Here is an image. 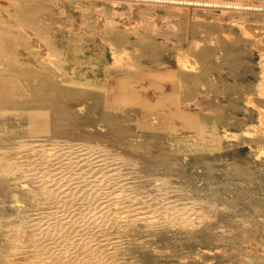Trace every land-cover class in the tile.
<instances>
[{
  "label": "rangeland",
  "instance_id": "obj_1",
  "mask_svg": "<svg viewBox=\"0 0 264 264\" xmlns=\"http://www.w3.org/2000/svg\"><path fill=\"white\" fill-rule=\"evenodd\" d=\"M0 58L21 70L10 74L14 82L28 80L14 93L17 109L9 107L0 120V163H6L0 173V264H116L117 258V264H264V0H0ZM6 70L0 66V72ZM26 101L32 105L23 108ZM49 106L55 114L50 122H55L48 133L43 132L50 123L43 109ZM14 138H24L23 145L67 139L101 148L114 158L122 189L115 184L119 178L108 173L101 180L108 186L104 191L96 175L91 196L87 179L97 168L64 158L61 171L75 173L62 179L43 154L28 161L36 153H28L35 143L25 148ZM38 170L45 172L38 177ZM53 174L60 179L50 180ZM55 178L62 186L53 183ZM70 178L82 180L79 188L85 191L74 183L69 187ZM44 184L47 193L53 190L49 197L61 191L55 199L63 194L61 201L68 197L67 206H74L64 208L65 200L56 204L52 197L46 204ZM161 187H168L169 194L157 190ZM102 190L127 193L120 200L114 194L113 202H107L112 205L95 211L104 223L100 235L107 242L122 239L110 248L85 247L83 227L94 225L81 206L89 195H104ZM169 197L177 203L151 215L148 206ZM79 205L87 217L80 229L71 224ZM131 207L153 217L141 220ZM116 208L125 209L121 217H129L128 223L111 216L117 215ZM44 209L57 217L50 216L48 225L47 216H33ZM172 209L177 215H170ZM186 211L195 218L188 213L184 218ZM59 214L70 216V225ZM71 226L78 230L73 243L66 238ZM46 231L55 238L64 231L66 239L59 234L57 240H43ZM58 239L72 247V259L65 260ZM92 246L104 261H92Z\"/></svg>",
  "mask_w": 264,
  "mask_h": 264
},
{
  "label": "bare ground",
  "instance_id": "obj_2",
  "mask_svg": "<svg viewBox=\"0 0 264 264\" xmlns=\"http://www.w3.org/2000/svg\"><path fill=\"white\" fill-rule=\"evenodd\" d=\"M259 13V12H258ZM39 20V19H38ZM40 21V20H39ZM47 24V23H46ZM42 28V27H41ZM5 60H1V58H0V66L1 65H6V67H7V70L6 71H3V72H0V120H1V117H2V115H4V113H8V112H6L7 111V109L9 108V107H14L13 105V102H14V98H15V95H14V93H16V92H18V88L19 89H23L24 87H25V85H28V80L26 81V83L27 84H22L21 82H20V80H19V82H14L13 80L14 79H12V78H10V74L11 73H13L12 71L14 70L15 72L16 71H18L19 73H21L20 71L21 70H17L15 67H13L11 64H9L10 62L9 61H5ZM17 74V73H16ZM15 80H17V79H15ZM21 84V85H20ZM43 101H41V103H42ZM29 104H31L32 105V102L30 103H28V101H26V103H25V105H24V107L23 108H28V105ZM48 106V105H47ZM17 109V107H14V109ZM21 109V108H20ZM26 110V109H25ZM43 111H44V113L46 114V116H45V118L47 117L48 119V122H50V119H52V117H55V114H54V112H53V110H51V106H49V108L47 107L46 109H43ZM42 111V112H43ZM11 112H15V110L14 111H11ZM33 112V111H32ZM16 113V112H15ZM39 113H41V110H40V112ZM38 113V111H37V114H39ZM33 114H35L34 116H36L37 114H36V112H34ZM42 114V113H41ZM29 115H30V113H29ZM7 116V115H6ZM28 116V115H27ZM37 116H39V115H37ZM37 116H36V118H37ZM44 115H42V117H43ZM29 118H32V117H30L29 116ZM39 118H41L40 116H39ZM28 119V118H27ZM52 122H55V119L53 118V120L49 123V128H44V130H43V132H50V131H52V129L54 128V124L52 123ZM28 125L30 124V123H27ZM28 125H27V127H28ZM40 125V124H39ZM44 125V124H43ZM40 128V127H39ZM38 130V129H37ZM29 131H30V129H29ZM9 135H10V133H8ZM32 134V133H31ZM37 134V133H36ZM0 135H1V133H0ZM7 135V134H6ZM43 135V134H42ZM47 135V134H46ZM33 136V135H32ZM30 137V136H29ZM40 137V136H39ZM21 139V138H20ZM19 138H14V141H18L19 140V143H23L21 140L22 139H24V138H22L21 140H20ZM27 140L28 139H30V138H26ZM32 139V138H31ZM34 139H36V138H34ZM33 139V140H34ZM30 141V140H29ZM29 141H28V144L26 143V144H22V146H24L25 148L26 147H28V146H31V145H33L34 143L38 146V144H41L42 142H38L39 140H36V141H34V143L33 144H31V143H29ZM52 141H55V140H52ZM57 141V140H56ZM58 141H61L63 144H61V142H58ZM57 142L58 143H60V144H54V143H49L50 145H48V144H46V145H43V143H42V148H41V146L39 145L38 147H40V149L34 144V146H36L35 147V149L33 148V147H31L30 148V150H28V153H30V152H34V151H36V153L34 152V155H32L31 153V155L32 156H28L29 158H30V160H28L29 162L33 159V160H37L36 159V157H37V155H39L40 153L41 154H43V157H44V159L46 160V162L47 161H49L48 163H50L51 165H53L54 164V166H52V168L53 167H55V165H56V170H57V172H53V173H59L58 171H61V168H62V165H64L63 163H64V161H63V163H62V160L64 159V158H66L68 161H69V159L71 158V159H73V163L74 164H78V162H80V161H84L85 162V164H87V166L88 167H90L91 169H93V167L94 168H97V171H96V174L93 176L92 175V177H94V178H92V179H90V178H88L87 180V187H88V194H90L91 196H94L93 194H94V192H95V190H94V187L95 186H97L98 184L97 183H99L100 184V182H101V188L103 187V186H106V187H104L103 189H104V191L106 190L105 188H107L108 186L107 185H102V183H106V182H102V181H104V176H106V175H108V173H109V175H108V177L110 178V177H113V175H116L117 176V173H115V170H117V166L115 167H113L112 166V163H111V161H114L113 159L114 158H111V157H107L106 156V152L103 150V149H101V148H98V147H93V146H91V145H86V144H83L82 146H84V147H81V146H78L77 144H75V143H71L72 141L71 140H67V139H65V141L63 140H58ZM49 142V141H48ZM56 143V142H55ZM14 144V143H13ZM21 144H20V146H21ZM31 144V145H30ZM45 144V143H44ZM26 145H28V146H26ZM19 146V147H20ZM16 147V146H15ZM18 147V148H19ZM24 147H22V149L24 148ZM56 147V148H55ZM17 148V147H16ZM29 148V147H28ZM12 150H16V149H12ZM20 150V149H19ZM2 151V150H1ZM0 151V152H1ZM11 151V150H10ZM25 151H27L26 149H25ZM30 151V152H29ZM38 151V152H37ZM20 152H21V150H20ZM19 152V153H20ZM23 152V151H22ZM61 152V153H60ZM18 153V152H17ZM16 153V154H17ZM60 153V154H59ZM106 153V154H105ZM23 154V153H22ZM21 153H20V155H22ZM59 155H63V156H59ZM4 156V155H3ZM7 156V155H6ZM16 156V155H15ZM0 158L2 159V156H1V154H0ZM23 158V157H22ZM35 158V159H34ZM10 159V158H9ZM20 156H18L17 158L16 157H14V159H12V160H14V164L16 163V162H19L20 161ZM116 159V161L117 162H115V164H118V165H120V163H121V161H120V159L119 158H115ZM12 160H11V164H10V167H13V164H12ZM65 160V159H64ZM7 161V163L9 162L8 160H6ZM41 162H43V163H45L44 161H42V160H40ZM32 162V161H31ZM41 162L39 163L40 165H42L41 164ZM1 163H3V160L1 161ZM1 163H0V165H1ZM5 165H6V163H4ZM46 164V163H45ZM66 164V163H65ZM113 164H114V162H113ZM3 166V165H1L0 166V173L2 172H4L5 171V169H4V167H6V166ZM12 165V166H11ZM44 165V164H43ZM42 165V166H43ZM47 165V164H46ZM8 166V165H7ZM41 166V167H42ZM67 166H68V164H67ZM112 166V167H111ZM39 166H37V168H38ZM47 167H48V165H47ZM49 167H51V166H49ZM48 167V168H49ZM66 167V166H65ZM76 167H79L78 165L76 166ZM81 167V169H83L84 167H82V166H80ZM80 167L79 168H76V169H80ZM111 167V169H108V168H110ZM36 168V167H35ZM34 168V169H35ZM36 168V169H37ZM43 168H46L45 167V165H44V167H42V170H44ZM67 168V167H66ZM65 168V169H66ZM39 169H40V167H39ZM100 169L102 170V171H100ZM10 170V169H9ZM46 170V169H45ZM74 170H75V168H74ZM11 171V170H10ZM34 171V170H33ZM33 171H30V175L33 177L34 176V174H33ZM63 171H65V170H62L61 172H62V179L63 178H65V177H67V178H69V177H71V176H73V174L75 173V171H74V173L72 172V170H66V172L64 173ZM77 171V170H76ZM81 171V170H80ZM83 171V170H82ZM85 171V170H84ZM37 173H39L40 171L38 170V171H36ZM35 172V173H36ZM43 172V171H42ZM42 172H40V174H38L39 176L38 177H40L41 175H42ZM45 172V171H44ZM43 172V173H44ZM86 172V171H85ZM33 175H32V174ZM87 173V172H86ZM99 173H101V174H99ZM111 173V174H110ZM10 174V173H9ZM47 173H45V176L47 177V175H46ZM51 174V173H50ZM56 174H53V175H50V177H49V179L50 178H52V177H54ZM63 174H65L66 176H64L63 177ZM82 174L83 173H79V175H81L82 176ZM5 175V174H4ZM79 175H75V176H79ZM96 175H98L97 176V178H98V181L99 182H97L96 180H95V176ZM29 176V175H28ZM57 176V175H56ZM59 176H60V174H59ZM81 176H79L80 178H81ZM87 176H90V172H89V174L87 175ZM37 176H36V174H35V176H34V178H38ZM61 177V176H60ZM102 177V178H101ZM118 177V176H117ZM120 177H122V176H120ZM33 178V179H34ZM57 178H58V176H57ZM57 178H55V179H57ZM83 179L85 178V176L84 177H82ZM81 178V179H82ZM87 178V177H86ZM96 178V179H97ZM116 178V177H115ZM119 178V177H118ZM25 179V178H24ZM33 179H31V180H33ZM58 179H60V178H58ZM58 179H57V181H55V182H53V183H55V184H59L60 186H62L61 184H60V181H58ZM71 179V178H70ZM108 179V178H107ZM106 178H105V180H107ZM36 182H37V179H34ZM39 180V179H38ZM47 180H48V178H47ZM51 180V179H50ZM49 180V181H50ZM66 181H67V179H65ZM64 180V181H65ZM79 179L77 178L75 181L74 180H69V182H68V185H69V187L71 186V184L72 183H74V184H76V189L78 188L79 189V191L81 190L80 188H82L83 186L81 185V184H83V183H81V181H78ZM102 180V181H101ZM113 180H114V178H113ZM116 180H118L115 184L117 185L116 187L117 188H119L118 187V185L120 186V187H122V180L119 178V179H116ZM27 181V180H26ZM43 181V180H42ZM49 181H47V182H49ZM64 181H63V183H64ZM66 181H65V183H66ZM71 181H74V182H71ZM95 181L97 182V183H95ZM111 181V180H110ZM28 182V181H27ZM31 182H33V181H31ZM36 182H33L34 184L36 183ZM46 182V181H45ZM46 182V183H47ZM51 182V181H50ZM49 182V185L50 184H52V183H50ZM62 182V181H61ZM71 182V183H70ZM83 182V181H82ZM107 182H108V180H107ZM112 182V181H111ZM113 182H115V181H113ZM123 182H124V180H123ZM41 183V182H40ZM32 184V183H31ZM30 184V185H31ZM74 184H73V186H74ZM77 184H78V186H77ZM93 184V185H92ZM109 184L111 185V183L109 182ZM113 184V183H112ZM22 188L24 187H26L27 185H26V183H24V181L22 182ZM20 185V186H21ZM36 185H38V184H36ZM48 185V184H47ZM49 185L47 186V188H46V186H45V184H44V186H45V188L46 189H44V191L45 190H47V189H49L48 187H49ZM54 185V184H53ZM59 185H57L56 187H55V189L56 188H58L59 187ZM68 185H65V186H68ZM41 186V185H40ZM40 186H39V188H40ZM65 186H63V188L64 189H66L65 188ZM79 186H80V188H79ZM82 186V187H81ZM100 187V186H99ZM99 187H96L97 189H96V191L97 192H99L98 191V188ZM111 187V186H110ZM114 187V186H113ZM61 188V187H60ZM63 188H62V190H63ZM117 188H115V189H117ZM155 188V187H154ZM163 187H161V189L159 188V189H157V190H161V191H163V192H167V193H165V194H169V190L170 189H168V187L167 188H163ZM50 189H52V185L50 186ZM54 189V188H53ZM72 189V188H71ZM75 189V190H76ZM84 190L83 191H85V187L83 188ZM90 189V190H89ZM109 189V188H108ZM110 189H112V187L110 188ZM120 189H122V188H119V190ZM27 190H31V189H28V187H27ZM58 190V189H57ZM73 190V189H72ZM72 190H70V192L72 191ZM91 190H94V192L93 191H91ZM51 193H52V191L51 190H49ZM64 191V190H63ZM74 191V190H73ZM77 191V190H76ZM82 191V192H83ZM101 191V190H100ZM103 191V190H102ZM102 192V193H104V195H99L98 193H97V195L99 196V197H97V198H95V197H93L92 199H90V195H89V197H86L85 199H87V198H89L88 200H89V202L87 201H85L84 203H82L84 200H82V204H84L83 206H81V208H83L84 209V206L85 207H87L85 210H86V216L88 215V217H89V219H92V222H93V225L94 226H92V225H90L89 224V226H84V225H82V226H80V223L82 222V214L81 213H83V212H81V213H79L82 209L80 208V205L79 206H75V211L76 212H74V213H76L74 216H72L71 214V216H72V220L74 219L75 220V218H77V220H75L73 223L71 222V224H76L75 226L77 227V225L79 224V229L81 228V227H83V230L84 231H82L81 232V230H80V232H81V238L80 239H84V243H83V245H85V247L87 246V244L88 245H95V246H110L111 247V245L114 243V242H117V241H121V239H118L117 241L116 240H111V242H107V241H109L107 238H105V236L104 235H100L101 233L100 232H102L103 230H101L102 228V225H104V223L103 224H101V222L103 221V220H101V216L99 215V214H97V213H95V211L97 212V210L98 209H103V208H107V207H109V205H112V204H107V202H113L112 200L115 198V196L117 195L116 193H118L119 191H117V190H112V191H108L107 193L106 192ZM123 191V190H122ZM161 191H159L160 193H161ZM41 192V191H40ZM46 192V191H45ZM57 192V191H56ZM61 192V191H60ZM60 192H57V193H59L60 194ZM67 192V191H66ZM69 192V193H70ZM81 192V191H80ZM81 192V193H82ZM93 193V194H91V193ZM131 192L132 191H129L128 192V194L130 195L131 194ZM136 192V191H135ZM47 193V192H46ZM45 193V194H46ZM51 193H47V196L48 195H50ZM57 193H55V195L57 196ZM78 193V192H77ZM85 193V192H84ZM134 193V192H133ZM137 193V192H136ZM157 193V192H156ZM45 194H42L41 193V195H44L45 197H46V195ZM62 194V193H61ZM79 194V193H78ZM87 194V193H86ZM87 194V195H88ZM114 194H116V195H114ZM124 194H125V192H124ZM52 195V194H51ZM55 195H53V196H50V197H52V198H54L55 199ZM63 195V194H62ZM62 195H59V197H58V199H55L54 201H56V204H58V202L59 201H57V200H60V202H65L66 200H68L67 198L68 197H64V198H66V200L65 199H63L62 198V201H61V199H60V197L62 196ZM83 195V194H82ZM96 195V194H95ZM96 195V196H97ZM119 195H120V198H118L119 197ZM119 195H117V198L120 200L121 199V197H123V196H126L127 195V193L125 194V195H121L120 193H119ZM38 196V195H37ZM69 196H70V194H69ZM86 196V195H85ZM133 196H135V194L133 195ZM138 196V195H137ZM140 196V195H139ZM153 196V195H152ZM164 196V195H163ZM45 197H43V198H45ZM49 196L48 197H46L45 198V200H43L44 202L46 201V200H53L52 198L51 199H47V198H50ZM114 197V198H113ZM131 197V196H130ZM136 197V196H135ZM157 197V196H156ZM155 197V198H156ZM161 197H162V195H161ZM160 197V198H161ZM38 198V197H37ZM73 198V197H72ZM116 198V199H117ZM140 198V197H139ZM150 198V197H149ZM69 199H71V198H69ZM78 199V198H77ZM129 199V198H128ZM146 199V198H145ZM148 199V198H147ZM159 199V198H158ZM172 199V198H171ZM170 197H169V199L167 200L168 202H166V199H165V201H163V202H161V203H155L154 205H149L148 207H150L151 209V215H153V216H155L154 215V213H156L157 212V210L159 211V210H161L162 211V209L163 208H165V207H169V208H172V207H170V205H168L169 203L171 204V206L173 205V203L175 202V203H177L176 201H173L172 203L171 202H169L170 200ZM65 200V201H64ZM80 200V199H79ZM119 200H117V202L116 203H118L119 202ZM130 200H132V199H130ZM152 201H154V198H152L151 199ZM150 199H149V201H151ZM160 200V199H159ZM40 201V200H39ZM53 201V202H54ZM74 201H75V199H74ZM124 201V200H123ZM140 201L142 202H146V201H144L143 199L141 200V198H140ZM147 202V203H144V205H146V204H149L150 202ZM52 202V201H51ZM50 202V203H51ZM77 202V201H76ZM79 202V201H78ZM121 202V201H120ZM139 202V201H138ZM154 202H156V200L154 201ZM165 202V204L166 205H164L163 203ZM46 203V202H45ZM49 203V204H50ZM66 203V204H65ZM64 204V206H66V207H64L63 205V207L64 208H69L68 206H67V201L65 202ZM135 203V202H134ZM182 203V202H181ZM19 204V203H18ZM43 204V203H42ZM46 204H48V203H46ZM56 204H52V205H56ZM88 205V206H86V205ZM115 204V203H114ZM120 204V203H119ZM184 204V203H183ZM189 204V203H188ZM60 205V204H59ZM69 205V204H68ZM118 205V204H117ZM121 206H122V203L120 204ZM125 205V204H124ZM127 205V204H126ZM125 205V206H126ZM130 205V204H129ZM137 205V204H136ZM168 205V206H167ZM186 205V204H185ZM50 206V205H49ZM57 206V205H56ZM71 206V205H70ZM74 206V205H73ZM73 206H71V207H73ZM125 206H123V207H125ZM131 206V205H130ZM129 206V207H130ZM142 205H140V207H141ZM52 207V206H51ZM71 207L69 208V209H71ZM111 207V206H110ZM116 207V206H115ZM123 207H120V208H123ZM139 207V208H140ZM147 207V206H146ZM147 207V208H148ZM176 208L175 209H177V206H175ZM179 207H182V206H179ZM187 207V206H186ZM185 207V209H187ZM56 208V207H55ZM58 208H60V206L58 207ZM57 208V209H58ZM63 208V209H64ZM98 208V209H97ZM126 208V207H125ZM132 208V207H131ZM135 209H136V207H134ZM134 208H132V209H134ZM138 208V207H137ZM138 208V209H139ZM174 208V207H173ZM50 209H52V208H50ZM54 209V208H53ZM62 208H60V210H61ZM97 209V210H96ZM117 209V208H116ZM134 209V210H135ZM138 209H136V211H134L135 212V216H137V217H139V219H144V220H148L147 218H150V216L151 215H149L150 214V212H148L149 214H148V216H147V212H143V211H137ZM142 209V208H141ZM143 209H145V208H143ZM149 209V208H148ZM175 209L173 210L172 209V211H170L171 213H170V215H172V214H176L177 212H175ZM184 209V210H185ZM44 210H47V213H46V211H44ZM43 211H41V210H37L36 211V214L35 215H33L34 217L35 216H37V217H43L44 218V220L48 217V219L46 220V223H47V225L48 224H50L49 223V221H51L50 220V216H52V218L53 219H56L57 217H56V215H54L55 213V211L54 212H50V213H48V209H44ZM64 210H66V209H64ZM73 210L74 209H72L71 210V212H73ZM80 210V211H79ZM109 210V209H108ZM115 210V209H114ZM118 210V209H117ZM129 210V209H128ZM149 210V211H150ZM164 210V209H163ZM183 210V211H184ZM192 210V209H191ZM58 211V210H57ZM84 211V210H83ZM101 211V210H100ZM99 210H98V212L99 213H101ZM127 211V210H126ZM130 211H131V209H130ZM165 211H169V210H165ZM28 212V211H27ZM35 212V211H34ZM38 212V213H37ZM58 212H60V211H58ZM68 212V211H67ZM67 212H66V214H67ZM78 212V213H77ZM103 212H107V209H105V211H103ZM102 212V213H103ZM123 212H125V209H123V211H120L119 212V210H118V212H117V215H111V216H117V218H120L121 217V215H122V213ZM154 212V213H153ZM164 212V211H163ZM46 213V214H45ZM52 213V214H51ZM104 213V214H105ZM108 213V212H107ZM128 212H126L125 214H127ZM158 213V212H157ZM156 213V214H157ZM167 213H169V212H167ZM180 213H181V210H180ZM187 213L189 214L190 213V211L188 212V211H186L184 214H183V216H184V218L187 216ZM192 213V212H191ZM26 214V213H25ZM47 214H49V215H47ZM51 214V215H50ZM60 214H61V212H60ZM57 215V216H59V218H60V220L61 221H63L65 224L67 223V224H69L70 222H69V220H67V218H69L70 216H68V215H66V216H64V218L62 217L63 215ZM63 214V213H62ZM69 214V213H68ZM174 214V215H175ZM30 215V214H29ZM81 215V216H80ZM106 216L108 215V214H105ZM124 215V214H123ZM161 215V214H160ZM163 215V217H164V214H162ZM177 215V214H176ZM182 215V214H181ZM31 216V215H30ZM29 216V217H30ZM47 216V217H46ZM80 216V217H79ZM85 215H84V217L83 218H85L86 217ZM100 216V217H99ZM106 216H104L105 218H106ZM111 216H110V218H111ZM124 216H127V215H124ZM133 216V215H132ZM153 216H151V217H153ZM166 216H167V214H166ZM103 217V219H104V221L105 220H108V219H105ZM172 217V216H171ZM188 217V216H187ZM189 217H191V214H189ZM192 217H194V215L192 216ZM191 217V218H192ZM62 218V219H61ZM87 218V217H86ZM95 220H94V219ZM100 218V221L98 220ZM122 218H124V217H121V219L120 220H122L123 221V219ZM129 218V217H128ZM128 218L126 219V218H124V219H126V221H127V223L129 222L128 221ZM176 218L177 217H175V220H176ZM191 218H187V219H191ZM195 218V217H194ZM71 219V218H70ZM98 221H97V220ZM138 219V220H139ZM187 219H186V221H187ZM42 220V221H41ZM40 221L43 223V224H45V221L43 220V219H41ZM72 220H70V221H72ZM112 220H114L113 218H112ZM130 220H132V219H130ZM133 220H134V218H133ZM44 221V222H43ZM68 221V222H67ZM83 221H85L84 219H83ZM109 221V220H108ZM116 222H117V220H115ZM122 221H120V222H122ZM149 221V220H148ZM152 221V220H151ZM189 221V220H188ZM26 222V221H25ZM111 222H113V221H111ZM24 223V222H23ZM60 224H61V222H59ZM109 223V222H108ZM114 223V222H113ZM117 223H119V221L117 222ZM133 223H134V221H133ZM21 224H22V222H21ZM58 224V223H57ZM88 224V223H87ZM122 224V223H121ZM14 225H18V224H14ZM25 225V224H24ZM39 225H41L40 223H39ZM55 225V224H54ZM62 225V224H61ZM70 225V224H69ZM69 225H67L68 227H69ZM86 225V224H85ZM108 225H110V224H108ZM113 225V224H112ZM117 225V224H116ZM125 225V224H124ZM49 226H51L52 227V224L51 225H49ZM56 226V225H55ZM66 225H64V227H65ZM67 226L65 227V228H67ZM74 226V225H73ZM73 226H71L69 229L71 230V232L69 231V232H67V233H69L67 236H66V238L68 239L67 241H69V240H71V242L70 243H73L74 241H75V237L77 236L78 237V234L77 235H74V232H75V227L74 228H72ZM119 226V225H118ZM31 227V226H30ZM29 227V228H30ZM59 227V226H58ZM35 228H36V226H35ZM45 228H46V226H45ZM106 228V227H105ZM116 228V227H115ZM47 229V228H46ZM60 229H61V227H60ZM63 229V228H62ZM40 230H42V228H40ZM39 230V231H40ZM49 230H54V229H49ZM57 229L55 228V230L54 231H56ZM110 230V229H109ZM119 230V229H118ZM29 231H30V229H29ZM54 231H52L53 233H55ZM65 231V230H64ZM64 231H63V233H58L57 232V235H56V238H65V237H63V234H64ZM78 230H76V232H77ZM44 232V231H43ZM49 232V231H48ZM48 232L46 231V233H47V235H45V239H43V240H50V239H54V240H57L56 238H55V236L54 237H50L49 235H48ZM110 232V231H109ZM40 233H42L41 231H40ZM45 233V234H46ZM121 233H123V232H121ZM59 234H62V236H60ZM90 234V235H89ZM92 234H98V236H96V237H94V238H91L92 237ZM53 235V234H52ZM59 235V237H57ZM106 235H108L107 233H106ZM117 234L115 233V236H116ZM41 236H43V235H41ZM40 236V237H41ZM110 236V235H109ZM107 237V236H106ZM111 237V236H110ZM65 238V239H66ZM72 238H75L74 239V241H73V239ZM124 239V238H123ZM77 240V239H76ZM79 240V239H78ZM87 240V241H86ZM58 241L60 242L61 241V243H62V241L63 240H59L58 239ZM57 241V242H58ZM66 241V242H67ZM73 241V242H72ZM123 242H124V240H122ZM75 242H77V241H75ZM69 243V242H68ZM80 243L81 242H78V244L80 245ZM40 244H42L41 243V241H40ZM46 244H48V243H46ZM60 244V243H59ZM63 245H62V247H61V245H59L60 247H58V249L60 248V252L62 251V252H65V255H63L64 257H65V260H67V258H69L68 260H70V259H72V258H70L71 257V255L73 254L72 252H74V251H72L71 249H72V247H71V249L69 250L68 249V245H65L64 243H62ZM116 244V243H115ZM121 244V243H120ZM55 245V244H54ZM58 245V244H57ZM119 245V244H118ZM116 246V245H115ZM45 247V246H44ZM55 247H56V245H55ZM82 248L84 247V246H81ZM88 247V246H87ZM94 249H92V248H90V249H92V251H94V255L92 254L91 255V257L93 256V258L95 259V260H92V261H94V262H96V261H104L105 259L103 258V260H101L102 259V257L100 256V258H99V255H98V253H100V252H98V253H96L97 251L95 250V247L94 246H92ZM107 247V249H109ZM67 248V249H66ZM84 249V248H83ZM87 249V248H86ZM86 249H84L85 251H86ZM89 249V248H88ZM98 249H99V247H98ZM104 249V248H103ZM107 249H105L106 251H107ZM96 251V252H95ZM101 251H103V250H101ZM104 252V251H103ZM59 253V252H58ZM107 253H109V252H107ZM112 253L113 254H115L116 253V249H115V251L113 252V249H112ZM104 254H106V253H104ZM43 255V254H42ZM73 256V255H72ZM78 256V255H77ZM90 256V255H89ZM74 257V256H73ZM88 257V256H87ZM90 257V258H91ZM107 258V257H106ZM77 259V258H76ZM67 260V261H68ZM118 258L116 259V262L118 263ZM100 262V263H101ZM116 263V264H117Z\"/></svg>",
  "mask_w": 264,
  "mask_h": 264
}]
</instances>
